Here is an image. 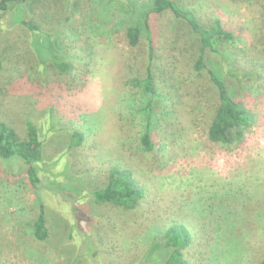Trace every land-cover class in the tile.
Masks as SVG:
<instances>
[{
	"label": "rangeland",
	"instance_id": "374dc122",
	"mask_svg": "<svg viewBox=\"0 0 264 264\" xmlns=\"http://www.w3.org/2000/svg\"><path fill=\"white\" fill-rule=\"evenodd\" d=\"M65 1L20 5L26 21L47 29L70 18L61 25L65 74L39 72L32 35L24 26H5L0 13V122L25 137L30 115L45 138L46 162L58 161L52 172L69 161L77 179L59 178L57 187L49 168L50 175L40 174L48 239L38 242L30 227L38 203L26 168L18 158L0 159V264H141L152 233L176 224L192 234L184 251L189 264H258L264 257V0H174L204 23L220 20L235 32L216 50L231 69L254 74L235 93L251 124L242 142L229 144L208 139L218 100L208 79L192 69L198 48L185 26L178 25L174 36L168 15L153 22L156 51L149 63L145 38L129 45L119 6L72 0L66 13ZM130 1L140 10L151 0ZM205 60L218 63L210 52ZM150 64L158 93L152 152L141 143L144 97L134 85ZM48 115L61 131L46 137ZM75 131L83 142L69 149ZM114 166L132 171L144 189L133 208L95 204L86 196ZM56 189L71 196L84 189L75 205L86 220L78 227ZM88 246L89 260L82 252Z\"/></svg>",
	"mask_w": 264,
	"mask_h": 264
},
{
	"label": "trees",
	"instance_id": "16d2710c",
	"mask_svg": "<svg viewBox=\"0 0 264 264\" xmlns=\"http://www.w3.org/2000/svg\"><path fill=\"white\" fill-rule=\"evenodd\" d=\"M26 1L28 0H0V13L6 17L4 25H9L10 28L24 26L28 29L32 35V45L38 61L39 72L44 73V75L52 71H58L59 74L67 73L69 62L61 43V25L70 18L64 16L63 21H56L55 25L48 29L36 21H26L25 13L20 8V5ZM71 2L72 0H66L63 3L66 4V13L73 6ZM101 2L105 5L116 4L119 6L121 13L126 17L121 24L126 29V38L131 47H137L141 39L145 38L149 63L154 61L156 51L153 39V22L163 15H168V24L170 23L174 36L177 34L178 25L185 26L190 31L192 40L198 48L192 69L208 79L218 100V105L207 130L208 139L211 142L223 144L243 141L244 132L251 124L252 117L243 104L236 100L235 93L239 92L238 90H244L241 84L243 79L252 77L254 74L231 69L228 58L222 57L216 50L219 42L231 41L235 32L227 29L220 20L204 23L193 11L180 7L174 0H151L140 10L135 9L130 0H101ZM9 3L12 5L8 9ZM8 11L9 13H7ZM7 14L9 15L6 16ZM2 15L0 14V18ZM206 52L214 53L217 57L216 67L207 64ZM155 78L150 64L146 67L143 77L134 80V85L140 89L144 97V105L138 111L143 114L146 120L141 143L148 152L154 151V144L151 140V123L154 110L158 107ZM30 117L28 115L25 121V137L18 134L10 124L0 122V159L15 157L23 162L28 184L34 191L38 203V214L30 224L32 236L38 242H45L48 239V229L44 205L40 201L39 195L40 190H42L40 188V174L50 171L52 173V175L49 173L50 183L57 187L59 178H65L69 181H77V179L69 173V161L63 164L61 171L53 173L56 172L53 166L58 161L46 162L44 156L45 138H41L39 129L35 122L30 120ZM51 118L48 115L49 124L46 137L61 131L60 128H56L57 123ZM83 138V133L75 131L69 138V149L79 147ZM66 159L68 160V157ZM53 192L59 195L63 202L70 204L77 227L81 221L86 220L84 212L75 205L85 193L84 189L79 190L76 195H72L73 197L70 193L60 189ZM143 195L144 189L133 179L132 171L114 166L109 169L104 184L90 191L86 196L91 198L95 204H111L121 209H128L133 208ZM192 239L191 232L183 225H170L163 231H154L148 239V246L140 263L189 264L184 256V251L190 246ZM90 250V246L87 249L82 248L83 256H87L88 260L91 258ZM258 264H264V257Z\"/></svg>",
	"mask_w": 264,
	"mask_h": 264
}]
</instances>
